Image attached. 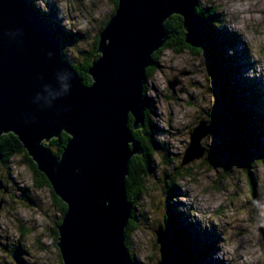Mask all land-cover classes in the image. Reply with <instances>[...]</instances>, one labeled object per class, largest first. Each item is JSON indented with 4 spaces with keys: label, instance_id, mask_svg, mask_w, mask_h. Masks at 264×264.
Listing matches in <instances>:
<instances>
[{
    "label": "water",
    "instance_id": "95a60500",
    "mask_svg": "<svg viewBox=\"0 0 264 264\" xmlns=\"http://www.w3.org/2000/svg\"><path fill=\"white\" fill-rule=\"evenodd\" d=\"M198 7L199 0H117L85 86L34 0H0V138H18L67 206L57 227L62 264H129L126 178L131 159L143 154L132 130L145 126L146 72L168 39L164 24L171 16L183 19L187 45L204 48L206 21ZM168 84L175 93L178 76ZM216 124L201 120L193 129L182 165L205 157L202 140H219ZM62 133L69 139L57 155L50 142ZM0 189L6 191L1 181ZM165 230L155 231L158 264L174 259Z\"/></svg>",
    "mask_w": 264,
    "mask_h": 264
},
{
    "label": "rangeland",
    "instance_id": "374dc122",
    "mask_svg": "<svg viewBox=\"0 0 264 264\" xmlns=\"http://www.w3.org/2000/svg\"><path fill=\"white\" fill-rule=\"evenodd\" d=\"M35 3L55 29L61 26L77 35L63 47L72 64L83 61L84 52L93 51L96 36L115 9L111 0ZM199 7L218 21L219 30L235 34L238 42L228 53L239 54L246 65L244 78L264 92V0H199ZM206 62L203 52L165 48L157 68L145 81L144 96L150 104L147 119L158 149L150 152L151 173L144 174L143 191L134 202L136 229L130 251L139 264L160 261L155 231L163 227L172 237L174 228L165 223L170 210L192 232L209 241L213 250L204 257L206 264H264V157H253L254 192L243 167L236 165L226 172L227 156L213 165L204 161L206 156L182 165L190 133L201 120L232 119L223 102L218 105L219 85ZM176 76L180 85L174 93L168 83ZM234 132L227 135L229 140L235 138ZM201 145L209 152L220 146V141L211 135ZM0 174L10 191L0 195V264H61L51 234L60 215L50 190L35 188L34 173L20 157L2 164ZM173 184L174 191L165 188ZM172 252V264L191 261L177 246Z\"/></svg>",
    "mask_w": 264,
    "mask_h": 264
},
{
    "label": "trees",
    "instance_id": "16d2710c",
    "mask_svg": "<svg viewBox=\"0 0 264 264\" xmlns=\"http://www.w3.org/2000/svg\"><path fill=\"white\" fill-rule=\"evenodd\" d=\"M113 2L115 4L114 8L116 9L117 0H113ZM40 12L43 13V11ZM197 13L204 19V21H206V42L204 44V48L192 50V47L190 48L185 41L183 19L178 15L171 16L164 24V30L168 39L165 45L153 54V65L147 69V77L152 74L153 68H157L159 57L165 48H169L176 52L189 49V51L193 54L205 52L204 54L208 62V66L206 68L210 72L211 77L216 80L219 85L217 89L219 93L218 99L223 102L224 106L229 110V113L232 114V119L231 121H226L224 119L225 121L221 120L220 122H217L215 130L218 131L217 134L219 136L220 146L217 145V147L213 149L210 148L211 151H207L204 161L213 165L215 162H219L220 159L227 156L225 159L226 172L230 171L231 167L236 165L243 167L247 173L252 191L254 192L255 181L252 178L251 170L254 165L253 157H264V100L262 99L264 92H261L259 89H255V83H253V81L244 78L243 68L246 65L241 62L242 58H239V54L237 56L228 53V50L234 48L235 44L238 42L235 34L228 33L222 29L219 30L218 21L215 20L211 14H206L200 10V7L197 9ZM108 21L103 23L98 36H96L93 51L90 53L84 52L83 54L85 57L83 61L76 64L71 63L85 86H89L92 83V79L89 76L88 71L92 63L99 57L97 53L99 34ZM213 22H215V24H213ZM56 31L55 35L62 45L63 55L69 60L67 53L63 50V47L70 39V42H74L76 40L75 36L77 35L72 31H64L61 26L57 27ZM146 88L147 87L145 86L144 92H146ZM145 103L147 106L145 113V126L140 130H132L133 119H130L129 122V127L132 130L135 139L140 142L143 148L142 155L134 156L131 159L128 170L129 174L126 178V195L127 201L131 205L132 214L128 226L125 229V247L129 256V264H139L134 254L130 251L131 236L136 229L134 224L136 218L133 212L135 207L134 202H136L143 191L144 174L146 175L151 173L152 156L150 155V152H155L158 149L157 141H155L152 136L153 129L147 119V112L150 104L146 98ZM233 129L235 130V138L233 140H229L227 135H230ZM68 139L69 137L65 133H62L60 138L53 139L50 142L52 151L57 155H61ZM0 152L3 157L1 165L9 163V161L14 157L22 158V163L27 164L34 173L35 178L33 185L35 188H48L50 190L53 202L55 203L60 215L59 219L55 220V225L51 228V234L55 236L54 244H56L58 239L57 227L61 223L67 206L55 196L46 176L38 171L37 166L33 163L31 158H29L22 143L15 135L5 134L1 136ZM165 188L172 192L175 189V185H167ZM3 193L4 190H2L0 194ZM169 213L170 214L165 217V223L174 228V232L171 237L174 245L177 246V248H179L187 257H189V260L191 259L190 262L187 260L185 262H188V264H206L204 257H206L207 253H210L213 250L209 241L207 239H202L198 234L192 232L188 227H186V225L180 222L176 216L172 215L171 210ZM22 234H25L24 229ZM206 235L207 234H205V236ZM19 254L20 253H18L17 256ZM58 256L61 259L59 253ZM60 262L62 264V261Z\"/></svg>",
    "mask_w": 264,
    "mask_h": 264
},
{
    "label": "flooded vegetation",
    "instance_id": "af4514ba",
    "mask_svg": "<svg viewBox=\"0 0 264 264\" xmlns=\"http://www.w3.org/2000/svg\"><path fill=\"white\" fill-rule=\"evenodd\" d=\"M111 2L114 4L113 0H111ZM114 7H115V4H114ZM189 47H190V46H189ZM190 48H191V47H190ZM191 49L193 50V49H195V48H191ZM0 165H1V163H0ZM0 175H1V174H0ZM0 181H1L2 183L4 182V181H3V177H2V175L0 176ZM3 185L5 186V183H3ZM5 188H6V187H5ZM0 190H3V189H0ZM8 191H9V190L6 188V191L4 190V193H8ZM9 192H10V191H9ZM0 195H1V194H0ZM21 230L23 231V228L20 229V232L22 233ZM57 234H58V232H57Z\"/></svg>",
    "mask_w": 264,
    "mask_h": 264
},
{
    "label": "bare ground",
    "instance_id": "6f19581e",
    "mask_svg": "<svg viewBox=\"0 0 264 264\" xmlns=\"http://www.w3.org/2000/svg\"><path fill=\"white\" fill-rule=\"evenodd\" d=\"M84 82V81H83ZM149 132V131H148ZM191 132V131H190ZM146 138V137H145ZM153 152V151H152ZM166 152V151H165ZM147 153V152H146ZM263 159V158H262ZM142 161V160H141ZM179 178V177H178ZM181 179V178H180ZM32 189V188H31ZM52 196V195H51ZM54 196V194H53ZM249 202V201H248ZM31 204V203H30ZM168 207V206H167ZM1 214V213H0ZM21 227V226H20ZM22 231V230H21ZM28 231V230H27ZM20 233V232H19ZM41 249V248H40ZM58 250V249H57Z\"/></svg>",
    "mask_w": 264,
    "mask_h": 264
},
{
    "label": "clouds",
    "instance_id": "9594fccd",
    "mask_svg": "<svg viewBox=\"0 0 264 264\" xmlns=\"http://www.w3.org/2000/svg\"><path fill=\"white\" fill-rule=\"evenodd\" d=\"M65 88H66V86H65Z\"/></svg>",
    "mask_w": 264,
    "mask_h": 264
}]
</instances>
